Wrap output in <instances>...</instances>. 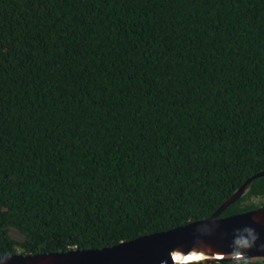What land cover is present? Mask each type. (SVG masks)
Segmentation results:
<instances>
[{
    "label": "trees",
    "instance_id": "obj_1",
    "mask_svg": "<svg viewBox=\"0 0 264 264\" xmlns=\"http://www.w3.org/2000/svg\"><path fill=\"white\" fill-rule=\"evenodd\" d=\"M263 171L264 0H0V256L207 219ZM261 207L264 177L221 217Z\"/></svg>",
    "mask_w": 264,
    "mask_h": 264
},
{
    "label": "water",
    "instance_id": "obj_2",
    "mask_svg": "<svg viewBox=\"0 0 264 264\" xmlns=\"http://www.w3.org/2000/svg\"><path fill=\"white\" fill-rule=\"evenodd\" d=\"M264 171L250 178L207 219L100 250L0 256V264H221L264 258V207L221 217Z\"/></svg>",
    "mask_w": 264,
    "mask_h": 264
}]
</instances>
